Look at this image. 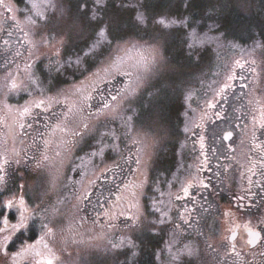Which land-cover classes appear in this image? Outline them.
<instances>
[{
	"label": "rangeland",
	"instance_id": "obj_1",
	"mask_svg": "<svg viewBox=\"0 0 264 264\" xmlns=\"http://www.w3.org/2000/svg\"><path fill=\"white\" fill-rule=\"evenodd\" d=\"M122 2L0 0V264H264V0Z\"/></svg>",
	"mask_w": 264,
	"mask_h": 264
},
{
	"label": "flooded vegetation",
	"instance_id": "obj_2",
	"mask_svg": "<svg viewBox=\"0 0 264 264\" xmlns=\"http://www.w3.org/2000/svg\"><path fill=\"white\" fill-rule=\"evenodd\" d=\"M246 204H248V202ZM238 224L236 222H234L233 225H232V227H231V229H230V232H228V235L229 236H230L231 233L233 234L234 232H236V235H235V237L232 240H230L228 238V235H227V239H228L229 245L235 246V244H236L235 241L240 236H243V239H245L246 244H247V247H249L248 249H253V248L258 247V245L259 246L261 245L260 244L261 243L260 241H262L263 239H262V232H261L260 229H258L256 226L252 227V226L245 225L243 222H241L240 225H238ZM256 229L260 231L261 236H260L258 242L254 246H250L249 245V236H248V233L247 232H248V230L256 231ZM40 248H42V246ZM260 251L261 250L259 249L257 251V253H259ZM260 261H262V256H260L259 259H257L254 263L257 264Z\"/></svg>",
	"mask_w": 264,
	"mask_h": 264
},
{
	"label": "water",
	"instance_id": "obj_3",
	"mask_svg": "<svg viewBox=\"0 0 264 264\" xmlns=\"http://www.w3.org/2000/svg\"><path fill=\"white\" fill-rule=\"evenodd\" d=\"M231 136H232V131H230V130H226V131H224L222 133V139L224 141H226V142L231 138ZM247 233H248V236H249V244H250V246H254L257 243V241H258V239L260 237L259 232L258 231L248 230ZM235 235H236V232L231 234L229 239L232 240L235 237Z\"/></svg>",
	"mask_w": 264,
	"mask_h": 264
},
{
	"label": "snow or ice",
	"instance_id": "obj_4",
	"mask_svg": "<svg viewBox=\"0 0 264 264\" xmlns=\"http://www.w3.org/2000/svg\"><path fill=\"white\" fill-rule=\"evenodd\" d=\"M100 37L101 38H104L105 37V32L101 31L100 32ZM94 47H95V45H94ZM5 211L8 212L9 218H15V212L12 209L6 208ZM13 213H14V217H13ZM3 215H4V212L3 213H0V216H3ZM262 236H264V231H262ZM15 245H16V240L15 239L11 240L8 243V245H7V250L8 251H11L15 247ZM177 259H180V257H177Z\"/></svg>",
	"mask_w": 264,
	"mask_h": 264
},
{
	"label": "trees",
	"instance_id": "obj_5",
	"mask_svg": "<svg viewBox=\"0 0 264 264\" xmlns=\"http://www.w3.org/2000/svg\"><path fill=\"white\" fill-rule=\"evenodd\" d=\"M15 1H18V2H20V1H22V0H15ZM127 1H129V0H123V2L122 3H125V2H127ZM3 218V220L5 221V216L4 217H2ZM4 221H2L1 223H2V225H1V227L2 228H5V222Z\"/></svg>",
	"mask_w": 264,
	"mask_h": 264
}]
</instances>
